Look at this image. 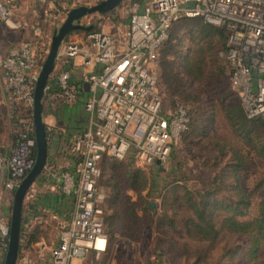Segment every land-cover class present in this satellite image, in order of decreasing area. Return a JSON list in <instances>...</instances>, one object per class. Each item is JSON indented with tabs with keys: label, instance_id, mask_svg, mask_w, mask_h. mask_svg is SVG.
I'll use <instances>...</instances> for the list:
<instances>
[{
	"label": "built area",
	"instance_id": "built-area-1",
	"mask_svg": "<svg viewBox=\"0 0 264 264\" xmlns=\"http://www.w3.org/2000/svg\"><path fill=\"white\" fill-rule=\"evenodd\" d=\"M16 7L15 0H0V22L9 29L20 27L14 18ZM67 11L54 17V22L59 21L56 27ZM127 11V22L111 20L113 25L107 30L105 14L93 13L97 18L87 31V42L65 45V67L52 71L44 88L49 102L71 104L79 88L87 84L90 96L84 109L93 117L70 140L76 163L49 173H55L60 193L74 199L73 213L56 246L49 250L51 264H83L81 260H96L108 247L103 221L105 192L98 184L102 158L122 161L133 149L138 165L159 167L167 162L172 145L189 130L186 105L163 107L156 74L157 52L174 22L200 17L223 28L225 46L219 55L230 68V81L243 112L249 119L264 115V0H147L141 7L134 3ZM39 25H33L32 35L0 59L4 99L23 108L19 113L12 111L13 142L0 147V253L6 252L10 223L4 200L12 198L35 162L32 114L28 111L51 39ZM77 56L82 57L84 67L80 84L73 81L69 67ZM98 239L104 240L103 248L96 246ZM40 247L45 250L43 242Z\"/></svg>",
	"mask_w": 264,
	"mask_h": 264
},
{
	"label": "rangeland",
	"instance_id": "rangeland-1",
	"mask_svg": "<svg viewBox=\"0 0 264 264\" xmlns=\"http://www.w3.org/2000/svg\"><path fill=\"white\" fill-rule=\"evenodd\" d=\"M98 1L72 0V3L74 6L92 5ZM146 2L123 0L113 9V13L104 16V20L113 19L115 24L127 22V10L134 3L141 7ZM39 26L46 32L51 30L48 25ZM172 35L174 39L170 52L163 55L160 51V71L164 63L162 60L172 64L186 82L185 94L188 98L185 100L182 96L168 95L160 81L162 103L165 109H171L178 103H184L190 109L189 131L172 145L167 162L159 167L138 165L133 149L124 160L118 162L115 170V160L108 159L102 163L103 174L98 184L108 195L104 203L108 247L97 260L89 259L86 264H193L196 257L202 258L198 264H250L246 259L249 237L225 230L220 231L213 249L207 257H203L207 243L194 242L185 235L184 221L192 213L184 202V196L189 192L194 201L211 203L214 199L221 200L234 208L228 212L239 220L258 215L259 203L264 195V159L255 145H264V115H261L262 122H249L251 143L244 141L227 119L226 107L239 101V96L230 81V68L219 55L225 46V32L224 38L218 35L204 36L198 32L196 21L183 18L173 24L170 37ZM50 106L48 100L44 101V111L49 110ZM12 111L19 113L23 108L0 96V147L13 142ZM58 146L59 149L53 148L56 152L50 150L52 154L47 157L45 168L30 186L22 208L25 216L32 214L29 226L34 227L37 238L49 239L53 243L74 210L73 197L57 199L61 193L55 173L66 167L67 152L72 153L71 146L65 148L66 145L59 142ZM236 157L239 165L234 168ZM71 161H76L75 155L71 156ZM50 170L55 171L54 175L53 172L49 174ZM131 173L145 179L146 184L140 192H137L141 188L140 182L134 185L135 189L129 186L128 176ZM1 191L3 189L0 194ZM29 192L39 195L36 209L29 208ZM12 198L6 196L4 200L9 213ZM128 201L134 204L139 219L134 227L135 232L131 237L124 238L120 233L126 223L124 210ZM244 201L247 202L246 206ZM225 213L222 209L216 210V227L220 226ZM42 221H46L45 229L41 228ZM23 233L24 225L21 229ZM32 253V249L22 244L17 255L18 264H29L23 256ZM4 255L0 253V264H3ZM43 258L50 259L49 251L44 250ZM36 260L40 261L38 258ZM263 263L264 244L255 259V264Z\"/></svg>",
	"mask_w": 264,
	"mask_h": 264
},
{
	"label": "trees",
	"instance_id": "trees-1",
	"mask_svg": "<svg viewBox=\"0 0 264 264\" xmlns=\"http://www.w3.org/2000/svg\"><path fill=\"white\" fill-rule=\"evenodd\" d=\"M109 13H113V10L106 13L105 16L106 15L108 16ZM183 18H190L191 20L196 21L198 24V32L204 36L218 35L224 38V30L221 27H216L211 24L205 23L200 17H196V18L195 17H183ZM181 19H179L178 21H180ZM112 21L114 20L112 19ZM173 24L169 28L167 39L161 44L157 52L156 74H157L158 86L160 88V81H161L162 85L166 88L168 95H171L173 97L182 96V98L186 100V98H188V95L185 94L186 82L183 80L180 74L174 70L172 64H169L168 61H166L165 59L164 60L161 59L162 62L164 63H162L163 64L162 71H160V51L162 50L163 55H167L168 52H170L169 49L170 47H172V41L174 39L173 35L170 37V32H171V28ZM186 64L188 65L187 62ZM186 64H185L186 68L190 72H193L192 69L189 68ZM88 97H89L88 90L85 89L83 86L80 87L77 98H76V100L82 98L80 99L79 104L84 103V99ZM46 100H47V97L44 95V98L42 101L43 109H44V101ZM226 108H227L226 109L227 119L230 121V123L235 128V130L238 132V134L242 137V139L248 143H251L252 141H251V138L249 137V134H250L249 122L250 121L262 122L261 116H257L252 119L247 118L241 107L240 100L231 103ZM44 112L47 113L49 112V110L43 111V113ZM28 113L31 116L32 110H29ZM189 115H190V111H189ZM75 123L76 121L72 122V124L74 125ZM45 133H46L47 147H48V141H49V138L51 137V131L50 129H48L46 124H45ZM70 140H71V137H70ZM255 148L258 154L260 155V157L264 159V145H255ZM108 159H112V158L104 157L102 158L100 162L99 179L102 177V174H103V171L101 168L102 163L106 162ZM112 160H115V159H112ZM115 161L116 162H113L114 170L117 168V166H119V163H118L119 161L118 160H115ZM238 165H239V162L237 159V164L236 166H234V168H236ZM128 181H129L130 188H134V185L137 182L141 183V188L137 189V192H140V190H142L146 184L145 179L143 177H140L139 174H136V173H131L128 176ZM57 197H58L57 198L58 200H61L63 197L69 199L70 196H65L61 194V196H57ZM107 198H108V195H105L104 203L106 202ZM184 202L186 203V205L188 206V208L191 210V213H192L184 221L185 235L187 236L188 239L194 242L207 243V247L205 248V253L203 257L208 256L209 254L208 252L213 249V246L215 245V241L217 240L220 234V231L225 230L226 232L231 233V234L246 235L249 237L248 249L246 252V259L248 263L255 264V259H256L258 252L260 251V247L262 244H264V195L259 203L258 215L255 216L254 218H249V219H244V220H239L235 218L232 213H229L228 211L229 210L233 211L234 208L229 204L223 203L221 200L214 199L212 200L211 203L210 201L198 202V201H194V199L191 197L189 192H187L186 196H184ZM241 202L242 201H240V203ZM243 204L246 206L247 202ZM218 209H222L226 213L225 215H223L220 221V226L216 227L214 214L216 210ZM103 211H105V207ZM124 214H126V221H125L126 223L124 224V229L122 233H120V236L124 238H128L129 236L131 237L133 232H135L134 227L136 226L138 222L139 216L137 215V212L134 208V204L129 201L125 206ZM103 221H104V226H105V213L103 215ZM22 228H23V224H21V229ZM20 248H21V244H19L18 251ZM201 259L202 258L200 257H196V260L193 264H198V262H200Z\"/></svg>",
	"mask_w": 264,
	"mask_h": 264
},
{
	"label": "crops",
	"instance_id": "crops-1",
	"mask_svg": "<svg viewBox=\"0 0 264 264\" xmlns=\"http://www.w3.org/2000/svg\"><path fill=\"white\" fill-rule=\"evenodd\" d=\"M17 7L15 11V20L18 21L20 24V28L18 29H8L5 25L0 22V59L10 50L11 48L17 46L23 39L27 38L28 36L32 35L33 25L40 24V25H48L51 27L50 32H46L49 36L52 35L53 30L55 29V25H58L57 21L54 22V17L60 13L61 11H66L71 7H74L72 0H15ZM97 18L96 15H88L81 19V23L83 25H93V21ZM104 29H110L113 25V22L106 18L104 21ZM92 29V28H91ZM90 29V30H91ZM106 30V29H105ZM87 31L84 30H76L69 33L64 41L62 42L59 48V56L56 58L55 66L53 69V73L59 71L63 67L64 64V57L62 56L63 50L66 44L68 43H78L80 45H84L87 42ZM69 67L72 71V79L76 84H80L82 80V73L84 72L83 67V59L81 56H77L71 59V63ZM94 69H97V65H95ZM2 81L3 76L0 69V96L4 99L3 92H2ZM89 95V91H88ZM82 99V98H80ZM80 99H77L71 104H64V103H51L49 108V112L43 113V121L44 124L47 125L48 129L51 131V137L48 141V157L50 154V150L52 152H56L53 148L59 149L58 142L64 143L66 145L65 148L70 146V137L72 138L76 134L85 130L90 121L93 120L84 109V103L79 104ZM87 99V98H86ZM84 99V102L86 101ZM44 111V109H43ZM73 121H76L75 125L72 124ZM56 124V125H55ZM70 148V147H69ZM68 151V150H67ZM66 153V152H65ZM67 162L65 163L66 167H72L75 163L71 161V152H67ZM70 155V156H69ZM38 194L35 192H29V208L36 209V202L38 201ZM38 204V203H37ZM28 208V209H29ZM28 215H24L22 212V224L24 225L25 234H21L20 237V244H25L29 249H32V254H24V259L29 262V264H51L50 259H44V250H41L40 243L43 242L45 244V250L49 251L51 248L55 247L57 241L55 243L52 240L47 239L44 240L42 237L37 238V234L34 232V227L29 226V223L32 221L33 217L32 214L27 213ZM35 218V217H34ZM38 223H41L39 221ZM46 221H42V226L44 229ZM32 238L33 241L31 240ZM58 240V239H57ZM51 241V242H50ZM24 242V243H23ZM43 251V255L42 254ZM40 259V261H37ZM94 261L95 259H91ZM97 260V259H96ZM76 262H79L76 260ZM83 264H86L88 260H81ZM18 264V260L17 263Z\"/></svg>",
	"mask_w": 264,
	"mask_h": 264
},
{
	"label": "water",
	"instance_id": "water-1",
	"mask_svg": "<svg viewBox=\"0 0 264 264\" xmlns=\"http://www.w3.org/2000/svg\"><path fill=\"white\" fill-rule=\"evenodd\" d=\"M122 1L123 0H100L92 5H79L71 7L66 12L64 20L53 30L48 52L39 70L34 89L32 122L35 138V162L13 193L10 207L9 236L3 264H16L21 237L22 208L24 198L32 183L45 168L47 162L48 147L45 124L43 121L42 101L44 98V88L54 69L59 48L66 36L72 31H89L93 28V25L85 26L81 24L80 20L82 17L93 13L106 14L120 5ZM87 86V84L84 85L85 89H87ZM156 164H159V162L156 161ZM149 207H152V204H149Z\"/></svg>",
	"mask_w": 264,
	"mask_h": 264
},
{
	"label": "bare ground",
	"instance_id": "bare-ground-1",
	"mask_svg": "<svg viewBox=\"0 0 264 264\" xmlns=\"http://www.w3.org/2000/svg\"><path fill=\"white\" fill-rule=\"evenodd\" d=\"M96 246L99 247V248H103L105 246V242L103 239H98L96 241Z\"/></svg>",
	"mask_w": 264,
	"mask_h": 264
}]
</instances>
